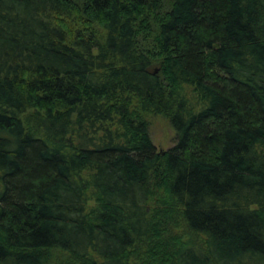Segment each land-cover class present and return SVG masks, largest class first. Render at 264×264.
I'll return each mask as SVG.
<instances>
[{"label":"trees","instance_id":"obj_1","mask_svg":"<svg viewBox=\"0 0 264 264\" xmlns=\"http://www.w3.org/2000/svg\"><path fill=\"white\" fill-rule=\"evenodd\" d=\"M0 264H264V0H0Z\"/></svg>","mask_w":264,"mask_h":264},{"label":"rangeland","instance_id":"obj_2","mask_svg":"<svg viewBox=\"0 0 264 264\" xmlns=\"http://www.w3.org/2000/svg\"><path fill=\"white\" fill-rule=\"evenodd\" d=\"M150 132L158 148L165 150L175 143L176 134L168 119L160 114L149 117Z\"/></svg>","mask_w":264,"mask_h":264}]
</instances>
